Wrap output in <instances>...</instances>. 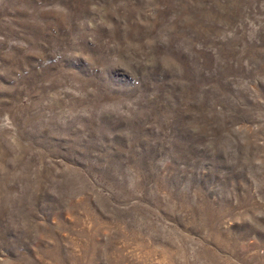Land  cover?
Wrapping results in <instances>:
<instances>
[{
  "label": "rangeland",
  "instance_id": "rangeland-1",
  "mask_svg": "<svg viewBox=\"0 0 264 264\" xmlns=\"http://www.w3.org/2000/svg\"><path fill=\"white\" fill-rule=\"evenodd\" d=\"M0 264H264V0H0Z\"/></svg>",
  "mask_w": 264,
  "mask_h": 264
}]
</instances>
